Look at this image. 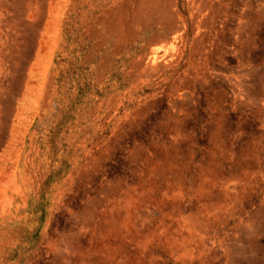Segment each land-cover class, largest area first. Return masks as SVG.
<instances>
[{"label":"rangeland","instance_id":"obj_1","mask_svg":"<svg viewBox=\"0 0 264 264\" xmlns=\"http://www.w3.org/2000/svg\"><path fill=\"white\" fill-rule=\"evenodd\" d=\"M0 264H264V0H0Z\"/></svg>","mask_w":264,"mask_h":264}]
</instances>
